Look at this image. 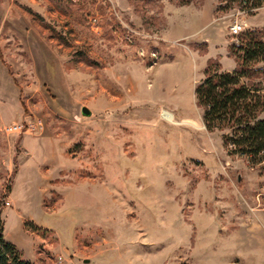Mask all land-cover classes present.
<instances>
[{
	"label": "rangeland",
	"instance_id": "374dc122",
	"mask_svg": "<svg viewBox=\"0 0 264 264\" xmlns=\"http://www.w3.org/2000/svg\"><path fill=\"white\" fill-rule=\"evenodd\" d=\"M210 2L0 0V199L25 257L264 264V159L209 130L195 92L210 58L235 60L230 24L264 30V4Z\"/></svg>",
	"mask_w": 264,
	"mask_h": 264
},
{
	"label": "trees",
	"instance_id": "16d2710c",
	"mask_svg": "<svg viewBox=\"0 0 264 264\" xmlns=\"http://www.w3.org/2000/svg\"><path fill=\"white\" fill-rule=\"evenodd\" d=\"M189 2L191 0H182ZM219 8L234 4L242 7L262 5L264 0H221ZM254 12V11H251ZM229 55L236 65L232 70L222 68L217 58H210L205 77L196 85L197 102L203 107V119L209 130L229 128L225 143L234 152L249 156L254 162L264 159V30L248 27L233 35ZM3 197L0 199V264H36L23 255L21 249L5 235Z\"/></svg>",
	"mask_w": 264,
	"mask_h": 264
},
{
	"label": "built area",
	"instance_id": "2783aa9c",
	"mask_svg": "<svg viewBox=\"0 0 264 264\" xmlns=\"http://www.w3.org/2000/svg\"><path fill=\"white\" fill-rule=\"evenodd\" d=\"M236 4H234L232 7H234ZM263 4H264V2H263ZM237 5H238V8L242 12H251V11L257 10L259 7L262 6V5H259V6H253V7L249 8V7H242L240 4H237ZM243 29H245V24L242 23V22H239L238 20H236L235 22L230 24L229 31L233 35H236L240 31H242ZM28 124H29V121H28ZM25 126H26V124L24 123V121L14 120V121H11L9 123L4 124L2 129L8 134H10V133H18V132L26 131ZM29 126H31V124H29Z\"/></svg>",
	"mask_w": 264,
	"mask_h": 264
},
{
	"label": "crops",
	"instance_id": "0c3cea01",
	"mask_svg": "<svg viewBox=\"0 0 264 264\" xmlns=\"http://www.w3.org/2000/svg\"><path fill=\"white\" fill-rule=\"evenodd\" d=\"M207 1L208 0H205V5H206ZM213 4H215V0H211L210 4L207 6V9H206L205 12L208 11L210 13V11L214 8V5ZM212 23H213V21L211 23L208 22L207 24L204 25V28L209 27ZM204 39L209 42V51H210V53L212 55H215L218 52H220V53L223 52V51H215V49L213 48L216 45V41H215L216 39H215V36L214 35H206V36H204ZM224 45H225L224 46V49H225V53H226L227 52V49H228V43L225 41ZM213 51H215V52H213ZM223 57L221 58V60L224 62V58ZM235 65H236V62H235V60H233V61L229 62L228 65L225 64V69L226 70H232V69H234ZM257 249H260V247L257 248Z\"/></svg>",
	"mask_w": 264,
	"mask_h": 264
},
{
	"label": "water",
	"instance_id": "95a60500",
	"mask_svg": "<svg viewBox=\"0 0 264 264\" xmlns=\"http://www.w3.org/2000/svg\"><path fill=\"white\" fill-rule=\"evenodd\" d=\"M82 111L84 115L91 114V109L88 106H83Z\"/></svg>",
	"mask_w": 264,
	"mask_h": 264
}]
</instances>
